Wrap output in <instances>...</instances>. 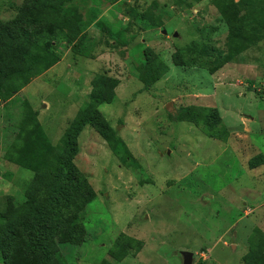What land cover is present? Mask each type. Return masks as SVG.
<instances>
[{
	"label": "rangeland",
	"instance_id": "rangeland-1",
	"mask_svg": "<svg viewBox=\"0 0 264 264\" xmlns=\"http://www.w3.org/2000/svg\"><path fill=\"white\" fill-rule=\"evenodd\" d=\"M218 3L244 44L211 73L213 56L234 51ZM32 6L0 0V23ZM32 21L59 61L0 99V214L16 217L37 179L71 156L94 196L80 213L83 241L60 246L65 264H182L180 252L192 264H264V0H40ZM147 59L160 77L143 92ZM99 76L117 81L108 104L94 99ZM186 107L215 109L226 134L174 120ZM89 110L123 148L79 130ZM41 133L38 173L24 170ZM129 240L139 249L117 263L109 253Z\"/></svg>",
	"mask_w": 264,
	"mask_h": 264
},
{
	"label": "trees",
	"instance_id": "trees-1",
	"mask_svg": "<svg viewBox=\"0 0 264 264\" xmlns=\"http://www.w3.org/2000/svg\"><path fill=\"white\" fill-rule=\"evenodd\" d=\"M38 1L40 0H27L33 6L23 11L22 18L5 25L0 23V99L2 100L14 94L15 90H20L30 78L40 75L59 61L58 56L51 53L49 47L41 45L33 32L25 27L26 24L33 22L32 15ZM216 6L228 26L227 43L229 48L234 47V51L230 50L229 55L224 59L219 54L213 56L214 61H211L209 67L211 73L231 62L232 53L242 47L239 44H244L238 39L239 27L235 25L234 15L229 12L228 6L220 3ZM83 38L81 37L78 45L73 47V53L78 54ZM174 62H176L175 57ZM163 69L165 70L164 67ZM141 70L142 91L146 92L159 79L160 72L153 70L152 59L150 61L147 59ZM94 81L92 83L95 101L99 104L110 103L117 81L103 76L97 77ZM9 83H12V88L4 91L3 87ZM174 120L192 122L210 138L219 139L222 134H226L215 109L181 108L178 109ZM75 125L79 130L86 125L91 126L114 152L124 147L122 141L96 111L89 110L83 117L77 119ZM46 148H48V140L41 133L34 142L30 154L18 161V165L24 170L38 173L37 168L46 155ZM71 161V156L62 157L59 169L54 171L52 177H46L45 180L37 179L39 187L25 196V202L16 217H10L6 212L0 214L2 264H65L60 246H77L83 241L84 230L80 213L83 206L93 199L94 193L85 177ZM129 242L133 244V241L129 240L127 243ZM132 247L131 244L129 247H115L109 256L120 263L139 249L136 247L132 250Z\"/></svg>",
	"mask_w": 264,
	"mask_h": 264
},
{
	"label": "water",
	"instance_id": "water-1",
	"mask_svg": "<svg viewBox=\"0 0 264 264\" xmlns=\"http://www.w3.org/2000/svg\"><path fill=\"white\" fill-rule=\"evenodd\" d=\"M163 34H166L164 31ZM174 36H177L176 34ZM179 255L182 258V264H192L193 263V254L189 252H180Z\"/></svg>",
	"mask_w": 264,
	"mask_h": 264
},
{
	"label": "built area",
	"instance_id": "built-area-1",
	"mask_svg": "<svg viewBox=\"0 0 264 264\" xmlns=\"http://www.w3.org/2000/svg\"><path fill=\"white\" fill-rule=\"evenodd\" d=\"M258 92H259V94L261 95H264V85H263V87H261V90H258Z\"/></svg>",
	"mask_w": 264,
	"mask_h": 264
},
{
	"label": "crops",
	"instance_id": "crops-1",
	"mask_svg": "<svg viewBox=\"0 0 264 264\" xmlns=\"http://www.w3.org/2000/svg\"><path fill=\"white\" fill-rule=\"evenodd\" d=\"M61 251V250H60Z\"/></svg>",
	"mask_w": 264,
	"mask_h": 264
}]
</instances>
